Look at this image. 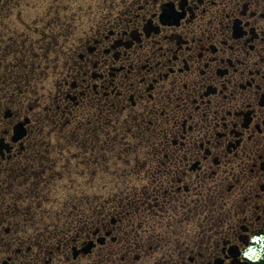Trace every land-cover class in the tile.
<instances>
[{
  "label": "flooded vegetation",
  "instance_id": "af4514ba",
  "mask_svg": "<svg viewBox=\"0 0 264 264\" xmlns=\"http://www.w3.org/2000/svg\"><path fill=\"white\" fill-rule=\"evenodd\" d=\"M0 264H264V0H0Z\"/></svg>",
  "mask_w": 264,
  "mask_h": 264
},
{
  "label": "rangeland",
  "instance_id": "374dc122",
  "mask_svg": "<svg viewBox=\"0 0 264 264\" xmlns=\"http://www.w3.org/2000/svg\"><path fill=\"white\" fill-rule=\"evenodd\" d=\"M60 187V186H59Z\"/></svg>",
  "mask_w": 264,
  "mask_h": 264
}]
</instances>
